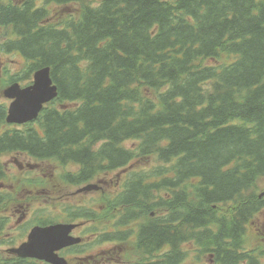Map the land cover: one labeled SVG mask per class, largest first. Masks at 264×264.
<instances>
[{
    "label": "trees",
    "instance_id": "trees-1",
    "mask_svg": "<svg viewBox=\"0 0 264 264\" xmlns=\"http://www.w3.org/2000/svg\"><path fill=\"white\" fill-rule=\"evenodd\" d=\"M43 1L74 14L55 23L36 0H0L5 50L29 63L23 79L50 67L59 89L23 128L0 105V181L3 156L20 152L81 167L75 184L127 171L103 199L122 214L115 239L133 233L146 256L170 250L142 264H180L189 243L217 264L252 260L248 225L264 211V0ZM144 159L155 166L138 168ZM156 208L165 215L152 218Z\"/></svg>",
    "mask_w": 264,
    "mask_h": 264
},
{
    "label": "rangeland",
    "instance_id": "rangeland-1",
    "mask_svg": "<svg viewBox=\"0 0 264 264\" xmlns=\"http://www.w3.org/2000/svg\"><path fill=\"white\" fill-rule=\"evenodd\" d=\"M36 1L39 5H45L43 0ZM44 7L47 8L55 23L61 18L74 14L73 6L62 7L57 4H46ZM10 38V31L0 30V60L4 68V75L0 78V88L4 87L10 76L23 74L29 65L19 55L7 53L4 45ZM4 101L0 99V104H8L7 100ZM3 160L6 180L0 182V194L2 196L10 194L14 201L0 205V219L6 221V230L0 236V253L5 254L7 248H10L11 245L7 244L8 242H14L13 245L17 246L26 240L30 229L37 221L48 219L62 221L68 217L67 210L77 213L78 211L89 212L90 210L85 209H92L95 218L83 222L75 232L76 236L84 238L82 248L76 252L66 251L63 256L70 264H133L138 242L136 237L133 238V233H129L125 241L98 243L100 237L103 239L107 232H116L115 220L122 214L114 210L115 208H110L103 199L105 193L109 195L110 199L116 197L118 190L122 187L121 183L126 179V171L101 177L103 180L99 184L97 181H93L99 190L76 195L78 187L67 186L62 178L70 172L77 171V167L61 165L55 161L36 162L19 154L5 156ZM20 163L22 168L19 167ZM28 165H38L39 167L34 172V169H28ZM154 166L155 163L152 159H144L138 163L140 169L148 170ZM20 180H23V185H20ZM26 180H37L39 184L44 181L46 185L38 189H30ZM258 186L260 192H264V179L258 181ZM66 196L68 198L64 199ZM153 212L156 216L165 215L158 208ZM198 248L196 245L187 246L188 255L182 264H211L208 256L198 253ZM247 248L252 253L253 259L246 264H264L262 251L264 249V211L250 225Z\"/></svg>",
    "mask_w": 264,
    "mask_h": 264
},
{
    "label": "water",
    "instance_id": "water-1",
    "mask_svg": "<svg viewBox=\"0 0 264 264\" xmlns=\"http://www.w3.org/2000/svg\"><path fill=\"white\" fill-rule=\"evenodd\" d=\"M6 98L13 100L10 105L7 122L10 124H26L36 120L44 105L53 101L58 95V88L53 84L50 68L37 71L34 82L26 88L19 84L11 85L5 92ZM95 186L83 190L96 189ZM78 225L57 224L49 227H35L28 236V241L12 253L21 258H32L49 264H68L57 252L81 243V239L70 234Z\"/></svg>",
    "mask_w": 264,
    "mask_h": 264
},
{
    "label": "flooded vegetation",
    "instance_id": "flooded-vegetation-1",
    "mask_svg": "<svg viewBox=\"0 0 264 264\" xmlns=\"http://www.w3.org/2000/svg\"><path fill=\"white\" fill-rule=\"evenodd\" d=\"M19 155H22V154H19ZM23 156H24V155H23ZM21 166H22V164L20 163V164H19V167L22 168ZM81 187H82V186H80V187L76 190V195H78V194H82V193H78V191L80 190ZM83 193H85V192H83ZM0 195H2V194H0ZM66 198H67V196L64 197V199H66ZM12 201H14L13 196L10 195V194H6V195H3V197H1V199H0V205L9 204V203H11ZM25 215H26V214H25ZM25 215L23 216V218L25 217ZM47 223H49V222H47ZM52 224H53V223H52ZM5 230H6V221L3 220V223L0 225V234H4ZM75 232H76V231H74L73 235H75ZM75 236H76V235H75ZM7 244H10L11 246H10V248H7V251L5 252V255H7V254H8V251H9L12 247H14V245H13L14 242H10V243L8 242ZM0 254H3V253H0ZM154 262H156V263L162 262V250H160L158 253L155 254V260H154Z\"/></svg>",
    "mask_w": 264,
    "mask_h": 264
},
{
    "label": "bare ground",
    "instance_id": "bare-ground-1",
    "mask_svg": "<svg viewBox=\"0 0 264 264\" xmlns=\"http://www.w3.org/2000/svg\"><path fill=\"white\" fill-rule=\"evenodd\" d=\"M62 31V30H61ZM153 106V105H152ZM55 108V107H54ZM61 116V115H60ZM177 181V180H176ZM178 184V183H177Z\"/></svg>",
    "mask_w": 264,
    "mask_h": 264
}]
</instances>
